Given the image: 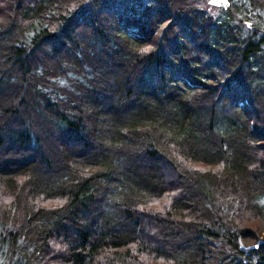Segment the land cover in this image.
<instances>
[{
    "label": "trees",
    "instance_id": "1",
    "mask_svg": "<svg viewBox=\"0 0 264 264\" xmlns=\"http://www.w3.org/2000/svg\"><path fill=\"white\" fill-rule=\"evenodd\" d=\"M228 1L0 0V264H264V0Z\"/></svg>",
    "mask_w": 264,
    "mask_h": 264
},
{
    "label": "water",
    "instance_id": "2",
    "mask_svg": "<svg viewBox=\"0 0 264 264\" xmlns=\"http://www.w3.org/2000/svg\"><path fill=\"white\" fill-rule=\"evenodd\" d=\"M208 3L214 7L227 9L229 6L228 0H208Z\"/></svg>",
    "mask_w": 264,
    "mask_h": 264
},
{
    "label": "rangeland",
    "instance_id": "3",
    "mask_svg": "<svg viewBox=\"0 0 264 264\" xmlns=\"http://www.w3.org/2000/svg\"><path fill=\"white\" fill-rule=\"evenodd\" d=\"M140 175V174H139Z\"/></svg>",
    "mask_w": 264,
    "mask_h": 264
}]
</instances>
